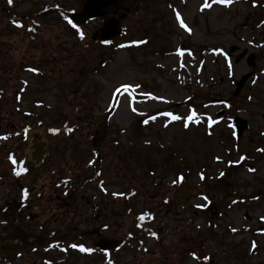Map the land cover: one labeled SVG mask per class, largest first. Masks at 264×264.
Masks as SVG:
<instances>
[{"label":"rangeland","instance_id":"rangeland-1","mask_svg":"<svg viewBox=\"0 0 264 264\" xmlns=\"http://www.w3.org/2000/svg\"><path fill=\"white\" fill-rule=\"evenodd\" d=\"M54 1L22 0L17 4V12L32 13ZM82 1L58 0V3L78 11ZM120 3L130 12L121 19L123 34L109 43L102 44L94 38V33L102 28L103 17L82 20V26H78L80 21L64 22L53 13L43 18L48 28L41 30L35 41L22 30L13 31L9 26L2 30L3 46H0L4 51L0 59L8 60V76H0V80L9 95L0 97L1 122L18 121L14 106L18 89L14 79L29 80L28 89L19 97L23 112L36 110L37 99L52 109L68 111L70 118H74L72 123L85 125L84 129L71 130L74 137L80 133L89 137L88 130L93 129L99 138L98 145H103L115 162L121 159L117 153L131 157L133 171L126 175V180L114 181L111 189L121 191L129 184L142 186L145 192L137 200L150 203L158 214L155 222L164 225V231L179 224L181 262L198 264L188 251L193 247V234L200 232L225 234L227 240L230 234L237 241L241 237L247 239L245 253L253 248L249 240L255 237L259 247L254 248L261 253L257 259L264 261V236L257 231L264 230V134H260L264 133V21L256 0H231V4L207 0L210 7L204 6L206 0ZM178 17L192 27L199 40L183 33ZM79 35L84 36L82 41ZM242 35L246 39L237 44L238 49L245 46L249 52L258 50L255 69H260V76L259 80L249 79L244 92L238 95L240 104L246 108L241 114L252 121L253 129L235 144L238 151L235 152L232 142L219 136L225 134L222 127L215 136L207 137L203 130L197 134L194 120L187 118L194 108L200 107L202 111L210 105L214 97L232 95L234 85L229 87L219 50L215 51L216 56L209 57L206 49L218 45L229 48ZM229 40L231 43H226ZM187 46L194 50V56L183 52ZM243 63L233 66L235 78L239 72L252 69L247 61ZM172 116L181 119L173 120ZM187 123L190 125L185 126ZM254 132L260 134L262 152L256 173L245 168L243 162L244 151L253 152L255 142L250 143L249 137ZM229 148L233 153H228ZM71 161L73 168L80 169V162L74 163L75 157ZM116 164L120 166V162ZM220 175H226V179L214 181L218 184L211 186ZM182 182L190 188L184 198L176 194ZM202 192L201 196L211 194L214 202L207 206L206 199L199 197ZM165 195L172 196L171 205L161 202ZM234 197L244 200L235 202ZM209 217L222 219L221 223L217 221L221 229H213L208 224ZM243 226H252V230H244ZM230 243L216 246V250L225 251L216 257V264H249L246 256L228 253Z\"/></svg>","mask_w":264,"mask_h":264},{"label":"flooded vegetation","instance_id":"flooded-vegetation-1","mask_svg":"<svg viewBox=\"0 0 264 264\" xmlns=\"http://www.w3.org/2000/svg\"><path fill=\"white\" fill-rule=\"evenodd\" d=\"M19 1L11 0L9 3V0H0V32L8 26L13 31H21L20 25L8 21V15L18 16ZM256 6L264 21V0H256ZM106 9L109 13H119L120 6ZM245 39L244 35L237 37V42L230 44L228 52H224L229 87L235 86L243 75L237 72L239 76L235 78L236 69L233 67L235 64L244 65L243 61H253L251 78L259 80L260 69H255L260 54L258 50L253 52L255 56L237 59L240 51L247 48L238 49L237 44H242ZM226 43H231V40ZM0 45L3 46L2 43ZM1 46L0 55L4 51ZM211 53L208 56L211 57ZM0 63H3L0 64V76H8V60L2 58ZM220 79L223 80V77ZM14 81L16 89L22 88V83ZM0 94L9 95L1 80ZM18 95L16 91L15 96ZM238 95L232 92L221 112L212 111L208 106L202 111L196 107L197 134L201 126L215 122L207 135L215 136L222 127L225 134L219 136L223 140L234 139L231 118L240 115L245 108L240 104ZM26 125L30 128L24 130ZM44 125L41 119L5 124L0 120V264H180L179 224L164 231V225L155 222L158 214L150 208V203L137 200L138 195L145 192L144 188L127 185L121 191L111 189V181L117 172L113 168L105 174L97 172L98 168L104 170L102 155L97 147L93 148L96 154L87 150L81 170L73 173L70 147H65L61 139L58 140L59 146L53 145L56 140L48 136L49 128ZM252 129H248L240 140H244ZM260 134L262 136L263 132ZM260 134L254 132L253 137H249L250 143L255 142L251 147L253 152L244 151L246 159H250L248 168L251 171L259 167ZM93 156L96 160H90ZM95 164L99 167L96 168ZM99 175L105 177L106 184ZM72 177L76 178V183ZM222 179L226 178L213 180L211 186L215 187L218 183L214 181ZM250 220L245 218V221ZM208 221L213 229H221L217 221L221 223L222 219L209 218ZM261 229L258 228V231H264ZM250 230L252 228L248 226L247 231ZM227 238L225 234H193V247L189 248L192 258L198 264H216V257L225 253L223 249L216 250V246L223 247L226 241H231L228 253L237 257L246 256L249 264H264L263 260L257 259L261 254L259 249L245 253L247 239L241 237L237 241L231 239V234L230 239ZM81 247L86 251H81Z\"/></svg>","mask_w":264,"mask_h":264},{"label":"water","instance_id":"water-1","mask_svg":"<svg viewBox=\"0 0 264 264\" xmlns=\"http://www.w3.org/2000/svg\"><path fill=\"white\" fill-rule=\"evenodd\" d=\"M117 0H86L83 3V11L88 13V17L92 16H101L106 15V12L102 10L103 6L111 5L115 3ZM120 32L119 28V19L117 17L111 16L107 17L104 27L101 29V31L98 33L102 40H108L111 39L113 36L118 34ZM246 50L242 52L241 55H244ZM247 79V75H245L241 81L238 82V89L237 92L240 91L241 87L243 86L245 80ZM234 121H236L237 127V134H240L246 127L247 123L245 120L241 119L240 117H237ZM188 189L183 185L182 189H180V196H184L187 194Z\"/></svg>","mask_w":264,"mask_h":264},{"label":"snow or ice","instance_id":"snow-or-ice-1","mask_svg":"<svg viewBox=\"0 0 264 264\" xmlns=\"http://www.w3.org/2000/svg\"><path fill=\"white\" fill-rule=\"evenodd\" d=\"M217 2H219V3H224V4H228V3L231 2V0H217ZM9 3H11V0H9ZM204 6H205V7H210V5L207 3V0H206V3H205ZM178 19H179V17H178ZM18 26H19V25H18ZM181 26H182V27H185V26L183 25V22H181ZM186 30H187V29H186ZM194 116H195V113H193V115H192V116H189L187 119L191 120V119H193ZM172 119H173V120H179V119H181V117H179V116H172ZM73 247H75V246H73ZM80 250H81V251H86L83 247H81ZM87 251H91V250H87Z\"/></svg>","mask_w":264,"mask_h":264}]
</instances>
